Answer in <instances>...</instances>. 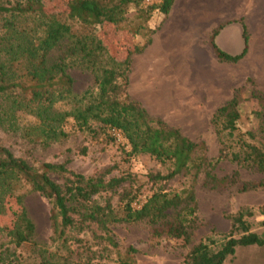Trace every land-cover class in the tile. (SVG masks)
I'll use <instances>...</instances> for the list:
<instances>
[{"label":"trees","instance_id":"1","mask_svg":"<svg viewBox=\"0 0 264 264\" xmlns=\"http://www.w3.org/2000/svg\"><path fill=\"white\" fill-rule=\"evenodd\" d=\"M174 1L144 7L142 0H0V129L23 131L28 138L50 144L69 135L66 124L72 120L78 130L93 137L107 133L112 140L122 138L120 144L128 158L144 154L169 164L166 173H150L154 184L181 175L195 182L202 171L207 184L219 183L213 169L228 156L264 173V141L251 143L237 133L241 118L238 97L219 107L214 116L217 124L235 136V149L227 154L222 150L215 160L198 155L200 144L153 117L131 97L132 55L142 53L152 43V36L142 45L135 42L125 48L124 57L116 54L108 37L124 28L131 7H137L145 20L156 10L163 19ZM240 22L244 42L239 53L231 54L219 45L223 25L213 31L210 43L218 60L236 63L247 54L249 33L243 19ZM157 29L143 23L128 31L137 38ZM74 67L93 75V85L82 93L75 90L70 71ZM252 97L264 136V95L254 90ZM21 113L34 116L36 124L23 126ZM248 135L255 138L251 131ZM87 151L86 146L81 149L83 155ZM68 164L31 162L0 141V217H12L11 225H0V264H32L19 251L26 247L31 251L28 258L35 259L33 264H138L137 249L131 245L123 248L119 242L115 226L120 223L144 222L155 239L192 241L199 228L193 185L181 191H168L160 185L141 199L139 187L128 174L117 176L105 170L91 176ZM258 186H264V181L241 188ZM32 192L51 205L50 242L36 239V224L25 206V198ZM252 214L248 207L231 214L229 232L204 236L178 264H226L240 246H263L264 234L250 231L245 220ZM239 229L243 234L235 236ZM89 230L96 241L80 236ZM121 248L125 255L120 254Z\"/></svg>","mask_w":264,"mask_h":264},{"label":"rangeland","instance_id":"2","mask_svg":"<svg viewBox=\"0 0 264 264\" xmlns=\"http://www.w3.org/2000/svg\"><path fill=\"white\" fill-rule=\"evenodd\" d=\"M161 1L142 0V4L146 7ZM221 1L225 3L227 10L224 22L221 23L223 28L217 37L222 49L231 54L242 50L244 41L241 19L249 33L248 52L240 61L229 63L218 60L210 40L208 41L209 36L204 37L209 33L204 32L205 35H200L204 39L200 43L201 48H195L193 51L181 48L170 51L171 49L166 46L161 49L162 54L157 60H148L145 58V52L133 53L134 63L133 67L131 65L129 85L131 97L141 102L153 117L161 118L167 124L179 128L184 135L201 145L198 155H205L213 160L218 158L222 150L227 154L230 153L228 151L235 149V136L217 124L214 118L217 109L234 97H238L241 113L237 133H243L244 139L251 143L264 141L261 119L257 116L259 108L252 97L254 90L264 95V0H219L220 3ZM154 13L145 20L137 7L130 8L124 28L108 35V42L114 45L117 55L124 57L125 48L133 47L135 42L142 45L153 35L146 32L141 37L134 38L128 28L134 29L145 23L147 27L160 29L163 15L158 14L160 12L157 10ZM193 19L194 17L191 20ZM169 26L167 23L162 29L167 35V44L163 45H174L172 41L180 39L176 34L180 28L177 27L175 31ZM75 27L78 25L75 24ZM209 27L204 30L208 31ZM211 36L212 34L210 39ZM162 37L163 34L159 40H164ZM169 51L174 58L169 55ZM183 54L185 59L182 58ZM191 54L193 64L188 63ZM168 55L171 59L170 65L165 64ZM177 61L180 62L179 65L175 64ZM183 61L186 63L182 64ZM70 71L75 79L77 92L82 93L93 85V75L90 72L79 67H74ZM19 122L23 126H31L36 124L37 119L21 113ZM66 129L69 132L67 137L50 144H42L28 138L23 131L12 132L2 129L0 141L14 153L26 157L31 162L68 161V166L73 170L91 176L105 170H111L112 174L117 176L128 174L139 187L141 199L156 191L160 185H164L168 191H181L190 185L194 186L199 228L190 243L167 237L155 239L151 235L149 225L144 222L120 223L115 226V232L123 248L131 245L137 249L135 257L138 264H178L191 246L204 236L213 234V231L229 232L232 228L230 215L243 207H248L253 213L251 216H245V220L250 224V231L264 234V186L248 190L241 188L244 184L251 186L264 181L263 172L239 165L228 156L218 162L213 169L219 183L207 184L206 172L202 171L195 182L190 176L181 175L170 182L154 184L149 177L150 173H166L170 169L169 164H162L156 158L144 154L128 158L120 144L122 138L112 140L107 133L93 137L85 131L78 130L72 120L68 121ZM250 131L255 138L248 135ZM85 146L88 151L83 155L81 149ZM25 206L36 224V239L40 243L50 242L52 227L49 201L39 193L32 192L26 196ZM11 223V215L0 217V225L6 226ZM87 232L80 236L96 241L93 232L90 230ZM234 234L241 236L243 231L239 229ZM1 239L0 232V241ZM19 251L28 261L35 263L33 256L28 258L31 255L28 247ZM120 251V254L125 255L122 248ZM225 263L264 264V245L240 246L234 255L227 257Z\"/></svg>","mask_w":264,"mask_h":264},{"label":"crops","instance_id":"3","mask_svg":"<svg viewBox=\"0 0 264 264\" xmlns=\"http://www.w3.org/2000/svg\"><path fill=\"white\" fill-rule=\"evenodd\" d=\"M226 13L227 10L223 1H221L220 3L219 0H175L170 12L162 19L160 29H157V31L152 35V43L149 44L143 51L145 52V58H147L148 60H157L162 54L161 49L166 46L168 47V49H171L170 51H175L180 48L185 51H193L195 48H201L200 43H202L204 39H202L200 35H205L204 32H208L209 34L204 37L209 36V41L210 35L213 33V31L218 28L222 22H224ZM192 17H194L193 20H191ZM167 23L170 25L169 27H173L172 29H174L175 31H177V27L180 28L176 33L180 39L177 41H172V44L174 45H163L167 44V35L162 29ZM208 27V31L204 30ZM161 34H163L162 38H164V40H159ZM179 43H183V45L179 46ZM170 51L169 55L174 58ZM192 57L193 55L191 54L188 58L189 64H193L191 62ZM168 58L167 61L165 60V64L170 65L171 59ZM182 58L185 59L184 54L182 55ZM133 63L134 61H132V67ZM184 63L186 62L183 61L182 64ZM175 64L179 65L180 62L177 61ZM147 76V73H145V77Z\"/></svg>","mask_w":264,"mask_h":264}]
</instances>
